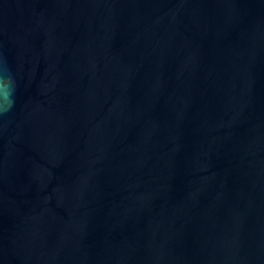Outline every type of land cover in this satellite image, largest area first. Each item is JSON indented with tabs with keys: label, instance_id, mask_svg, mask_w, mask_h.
<instances>
[{
	"label": "water",
	"instance_id": "obj_1",
	"mask_svg": "<svg viewBox=\"0 0 264 264\" xmlns=\"http://www.w3.org/2000/svg\"><path fill=\"white\" fill-rule=\"evenodd\" d=\"M0 264H264V0H0Z\"/></svg>",
	"mask_w": 264,
	"mask_h": 264
}]
</instances>
